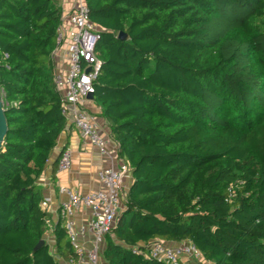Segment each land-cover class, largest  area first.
Segmentation results:
<instances>
[{
    "label": "trees",
    "instance_id": "16d2710c",
    "mask_svg": "<svg viewBox=\"0 0 264 264\" xmlns=\"http://www.w3.org/2000/svg\"><path fill=\"white\" fill-rule=\"evenodd\" d=\"M85 3L101 31L93 101L131 175L106 263L163 264L141 247L158 240L191 243L210 264H264V0ZM61 15L58 0H0V264L72 256L60 225L36 248L48 232L38 181L67 127Z\"/></svg>",
    "mask_w": 264,
    "mask_h": 264
},
{
    "label": "built area",
    "instance_id": "2783aa9c",
    "mask_svg": "<svg viewBox=\"0 0 264 264\" xmlns=\"http://www.w3.org/2000/svg\"><path fill=\"white\" fill-rule=\"evenodd\" d=\"M85 0H75L67 12L61 15L56 31V48L53 58L63 55L67 59L64 73H55L54 84L61 96V115L66 126L72 127L82 141L109 157L99 127L86 110L88 95L94 94V83L101 71V61L95 47L100 39V29L90 22ZM0 102L6 109L5 93L0 89ZM113 164V163H112ZM71 167L70 153L62 151L57 160L56 171L67 172ZM130 169L122 163L101 169L97 181L102 189L82 194L79 190L61 186L58 199L54 202L44 198L40 209L46 214L45 226L48 232L60 225L66 232L72 256L63 264H101L106 236L116 225L122 211L124 180ZM84 211L90 212L82 224H76L75 217ZM85 238L89 247L80 242ZM146 256L163 264H193L202 261L200 252L188 242L166 244L152 241L141 245ZM52 249V248H50ZM134 253H140L134 248Z\"/></svg>",
    "mask_w": 264,
    "mask_h": 264
},
{
    "label": "crops",
    "instance_id": "0c3cea01",
    "mask_svg": "<svg viewBox=\"0 0 264 264\" xmlns=\"http://www.w3.org/2000/svg\"><path fill=\"white\" fill-rule=\"evenodd\" d=\"M58 1L62 13L67 12L75 2V0ZM53 59L55 73H64L67 67V58L61 54L55 56ZM85 107L90 117L99 127L100 134L104 139L106 149L109 152V157L100 155L96 148L85 144L78 133L72 127L67 126L57 141V146L52 153L49 167L38 181V186L41 189L43 199L49 198L55 202L58 199V188L61 186L74 188L79 190L82 194H87L91 191L102 189V186L99 184L96 178L97 173L101 169L111 166L118 168L122 163H124V160L118 157L117 145L111 138L108 126L99 116L98 106L94 101H89L86 103ZM65 150L70 153L71 167L67 172L59 173L55 170V173L53 174L51 165L55 161L58 153ZM130 183L131 175L129 173V175L124 180V193L128 191ZM89 216L90 212L88 211L77 214L75 217L76 224L84 223L89 218ZM43 240L50 246H53L54 244V237L51 232L45 233ZM80 242L89 247V242L88 240L85 242V238L83 240L80 239ZM64 262L65 261H61V264ZM203 263L208 264L204 261ZM101 264H107L103 256Z\"/></svg>",
    "mask_w": 264,
    "mask_h": 264
},
{
    "label": "water",
    "instance_id": "95a60500",
    "mask_svg": "<svg viewBox=\"0 0 264 264\" xmlns=\"http://www.w3.org/2000/svg\"><path fill=\"white\" fill-rule=\"evenodd\" d=\"M127 38H128V36L125 33H122V32L117 35V39L120 40V41H126ZM87 99L89 101H93L94 100V96L92 94H90V95H88ZM5 111H6V109L3 108V106H2V104L0 102V151L3 148V144H4V141H5L7 132H8L7 121H6V117H5ZM61 152L58 153L56 159H58V157H59ZM44 243L45 242H44L43 239L40 240L38 242L36 248L41 247L42 245H44Z\"/></svg>",
    "mask_w": 264,
    "mask_h": 264
},
{
    "label": "rangeland",
    "instance_id": "374dc122",
    "mask_svg": "<svg viewBox=\"0 0 264 264\" xmlns=\"http://www.w3.org/2000/svg\"><path fill=\"white\" fill-rule=\"evenodd\" d=\"M261 128H262V130H261V137H264V120L261 123ZM218 137H220V136H218ZM193 264H204V263H203V261H199V262L193 263ZM208 264H210V263H208Z\"/></svg>",
    "mask_w": 264,
    "mask_h": 264
}]
</instances>
